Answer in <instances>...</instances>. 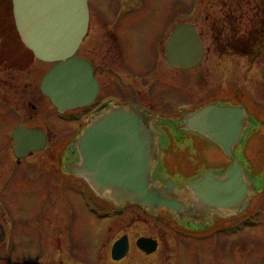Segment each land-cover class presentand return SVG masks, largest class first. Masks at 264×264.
I'll list each match as a JSON object with an SVG mask.
<instances>
[{
    "label": "rangeland",
    "instance_id": "1",
    "mask_svg": "<svg viewBox=\"0 0 264 264\" xmlns=\"http://www.w3.org/2000/svg\"><path fill=\"white\" fill-rule=\"evenodd\" d=\"M122 3L135 4L141 9V21L138 20L135 25L123 24L115 27L121 47L125 48L123 49L125 54L133 58L131 60L141 61L146 54L151 53L157 36L168 23L169 13L172 14L173 26L180 23L194 24L204 45L205 53L199 65L190 70L173 69L172 87L165 90L158 89L157 97L165 99L166 103L170 104L169 110H178L182 106L189 105L183 103L189 102H202L201 104L204 105L209 102L229 101L244 105L249 115L253 116V121L257 119L264 128V44L259 48L254 47L256 50L254 52L245 44L246 34H250L253 30H256L255 36L264 38V0H89L90 7L97 9L90 19L93 30L91 40L95 37L91 44L83 45L82 50L77 54L92 57L97 53L103 63V52L108 48L120 46L119 41L117 45L113 43L106 30L100 29L95 32L94 30L99 29L97 26L102 22L103 16L109 21L106 18L109 15L108 10L115 14ZM11 20L2 18L0 22V34L3 37L0 48V64L3 65L0 67V95L3 90L8 89L9 86L6 87V84L12 79L13 97L16 98L21 94L23 86H27L24 92L30 89L29 94L37 93L38 84L50 65L34 60L30 51L28 53L22 49ZM99 35L100 38L97 40ZM224 44L232 48L227 47L224 51ZM243 51L246 52L243 54ZM104 65L116 68L114 64L104 63ZM127 69L138 77L134 66H129ZM115 71L119 69L116 68ZM146 72L142 69L143 74ZM102 74L105 76V73ZM150 76L147 75L148 78ZM125 80L131 81L134 85L138 83L127 77ZM25 81H28V84H25ZM141 101L142 104L151 103L157 112H165L158 99L150 101L144 95ZM44 109H46L44 122L40 121L43 118L41 114L38 118L30 120L29 126H41L49 130L50 151L46 150L45 153V158H48L49 153L64 152L88 120L82 121L81 124L80 121L73 120L70 115L78 114L76 111L68 112L65 117H59L48 100ZM8 115V112H5L4 119L8 118ZM19 121L20 117H15L14 125ZM15 127H12V122H0V141L6 137L7 130L12 132ZM183 141L185 143L179 145L170 137L168 146L161 151L160 166L165 176L184 182L208 168L220 170L228 165L229 160L220 149L200 136L189 134L184 136ZM239 149L249 170L256 171L263 159L261 156L264 153V135L260 136L256 131L251 139H244ZM46 161L47 168H53L52 162ZM4 168L5 164H2L3 171L6 170ZM46 176L62 178V182H66L65 192H61V224L57 226V215L53 222L46 221L45 224H41L45 234L41 244L43 246L26 245V241L16 242L14 246L1 244L0 264H25L24 261L31 264H57V259L54 258V249L57 247L55 241H59L62 257H67L71 254L68 237L74 241L76 250L72 253L78 256L79 263L104 264L101 258L100 260L97 257L92 258L91 246L96 245L95 256L102 255L100 249L102 240L110 239L111 243L115 236L123 232H127L131 239L138 236V239L145 238L144 236L158 237L160 248L154 257H160L163 264H166L170 258L176 261L178 249L176 247L178 243H182L183 238L178 237L175 246L171 245L166 227L171 219L167 214L163 212L156 215L145 214L140 208L131 204L125 205L120 215L115 214L112 212L114 207L102 203L91 190L86 188L84 181L65 180L64 178L69 177L64 173L60 177L49 174ZM261 189L262 191L254 197L250 207L252 209L248 212L246 220L250 222H236L238 225H234L233 231L225 236L208 237L209 232L205 231L206 238H204L203 233H195V235L190 233L187 238L191 244L189 250L192 254L193 252L196 254V251L202 248L200 254L204 255L207 264H214L211 262V256L218 260L216 264H264V187ZM103 206H106L105 210H108L109 214L102 215L104 217L102 221L97 213H100L101 208L104 209ZM65 211L67 215L73 211V220L70 222L65 217ZM102 222L109 224L110 231L109 235L106 236L105 233L101 239L100 236L95 237V233ZM57 232H60V238ZM201 238L207 241L200 244ZM153 261L155 259L152 256L145 258L135 251L130 253L121 264H153ZM109 264L113 263L109 262ZM184 264L204 263L193 262L192 257L189 256Z\"/></svg>",
    "mask_w": 264,
    "mask_h": 264
},
{
    "label": "water",
    "instance_id": "2",
    "mask_svg": "<svg viewBox=\"0 0 264 264\" xmlns=\"http://www.w3.org/2000/svg\"><path fill=\"white\" fill-rule=\"evenodd\" d=\"M12 10L23 45L36 59L53 64L41 78V93L60 114L91 105L97 82L91 65L75 55L88 30V0H12ZM166 53L168 65L177 69L199 65L205 49L195 25H176ZM252 122L243 106L217 102L186 115L178 129L215 143L231 164L222 173L208 169L179 185L156 178L163 141L155 125L162 120L133 103H106L72 140L78 160L65 170L113 207L137 205L148 214L164 212L179 222L199 225L215 214H241L248 206L255 188L232 151ZM11 137L17 157L41 150L47 142L45 131L25 126L16 127ZM137 246L151 253L156 241L140 238ZM126 251L123 237L113 244L111 255L118 260Z\"/></svg>",
    "mask_w": 264,
    "mask_h": 264
},
{
    "label": "flooded vegetation",
    "instance_id": "3",
    "mask_svg": "<svg viewBox=\"0 0 264 264\" xmlns=\"http://www.w3.org/2000/svg\"><path fill=\"white\" fill-rule=\"evenodd\" d=\"M98 7L100 5H97ZM120 9L116 10L115 14L108 10L109 15L106 17L109 19L106 20L103 16L102 22L100 23L99 29H95V31L104 29L108 34L109 38L112 39L113 43L117 45L119 41V47L116 48H108L105 52H103V63H101L98 54L95 53L94 56H82L76 53L77 57H81L85 59L92 67L93 76L97 82L98 91L95 96L94 103L90 106L74 109L78 114L73 116V119L76 121L88 120L91 118L95 113L98 107L104 103H113V104H128L133 103L136 104L146 110H148L152 115H155L159 119L162 120V123L155 125V128L161 132L162 138V147L161 151L168 146L170 137L173 138L177 142V144L182 145L185 143L183 141L184 136L186 135H195L200 136L195 132H184L180 128L179 124L185 118L186 115L190 114L192 111L197 109L198 107L202 106V102H195V103H183L189 104L188 106H182L178 110H169L165 99L158 98V89L165 90L172 87L173 80H172V70L177 69L173 66H169L167 53H166V45L167 42L173 33L175 26H173L172 21V14L169 13L167 15L168 23L163 26L164 28L160 31L159 35L157 36V40L155 45L153 46L151 53H148L144 56L141 61L131 60L133 59L131 56H128L124 53V47H121V41L118 37L119 35L116 32L115 27L117 25L121 26L123 24H131L135 25V22L138 20L141 21V9L138 5L135 4H126L122 3L120 5ZM88 8H89V25L88 30L86 33L85 38L83 39L82 43L80 44L78 51L82 50L83 45L91 44V35L93 34V30H91L90 26V19L93 18L95 11L97 10L95 7H90L89 0H88ZM172 10V9H171ZM2 18L6 20H11L14 24V16L12 10V0H0V22ZM15 27V24H14ZM16 30V28H15ZM264 31V30H263ZM256 32V30H253ZM17 33V31H16ZM18 35V33H17ZM264 36V35H263ZM1 43L0 48L3 43V37L0 34ZM100 38V35L97 37V40ZM20 40V38H19ZM22 49L29 51L25 46L22 44L20 40ZM29 53V52H28ZM148 56V58H147ZM34 60H37L33 56ZM106 63L114 64L119 71H115L114 68L104 65ZM51 66V64H49ZM3 65L0 64V67ZM134 66L136 68L137 73H135L138 77L134 76V72L128 71L127 67ZM142 69L146 70L145 74L142 73ZM149 71H148V70ZM181 70V69H178ZM105 73V76L102 74ZM110 74V75H109ZM151 75L150 78L147 75ZM103 75V77H102ZM126 77L128 79H133L138 81L135 85L130 81L126 82ZM101 78V79H100ZM116 81L114 82L113 79ZM155 78V79H154ZM9 84H6L8 87L7 90H3L2 95H0V122L10 123L12 122V127L18 126H25L27 128L33 129H41L44 130L47 136V142L45 146L38 151H32L27 153L26 156L17 157L14 154L13 149V138L11 137V130L5 133L6 137L2 141H0V245L5 244L6 246H14L16 242L26 241V245L31 244L33 246H43L44 240V232L41 229V224H45L46 221L53 222L57 215V226L61 224V192H65V183L62 182V178H49L46 174L50 176L53 175L55 177H60L64 173L66 177L65 180L77 181L81 180L76 178L66 172V165H70V163L75 162L78 160V156L75 151L71 148V144H68L66 150L58 151L56 153H49L48 158H45L46 150L50 151V133L48 129H44L41 126L30 127V120L38 118L41 114L43 118H41V122L43 123L45 120V111L44 109L46 100L48 98L44 96L40 91V82L38 84L37 93L29 94L30 89L24 92L27 89V86L22 87L21 94L17 95L16 98L13 97L14 92V84L13 80ZM145 82V83H144ZM28 84V81L24 82ZM2 86V85H1ZM25 94H28L27 96ZM149 99L150 101H154L158 99L160 103L163 105L165 112H157L153 106L150 104H142L141 97ZM216 100V99H214ZM49 101V100H48ZM50 102V101H49ZM213 103V102H209ZM222 105H241V104H233L227 101H219ZM191 104V105H190ZM208 104V103H207ZM43 105V106H42ZM205 105V104H204ZM244 107V105H241ZM53 107V105H52ZM54 108V107H53ZM161 108V107H159ZM245 108V107H244ZM55 110V108H54ZM246 110V108H245ZM56 111V110H55ZM8 112V118L4 119V113ZM247 115L249 113L246 110ZM251 116V115H249ZM20 117V121L14 125V118ZM12 118V119H11ZM253 119V116H251ZM11 119V121H7ZM256 119V118H255ZM27 120V122H25ZM252 125L249 127L247 131L244 132L241 140L233 146L232 156L235 160H237L245 173V178H249L252 183L255 185V191L251 193V197L248 201V206L241 212V214H226V215H218L215 214L211 217L210 221L205 223L195 225V224H187L177 221L173 217H169L171 220L169 223L166 224L168 228V237H170V243L172 246H175V242L177 241L178 237L183 238L182 243L177 244V257L176 261L172 258L167 260L166 264H184L185 259L189 256L192 257L193 262L198 261L199 263L207 264V260L205 259L204 255H201L200 252L203 251L202 248H199L196 251V254L189 250L190 242L187 236L190 233H204L205 231L209 232L208 237H215V236H225L227 233L233 231V226L236 225V222L243 223L244 219L246 220L248 212L251 211L252 208V201L256 195H258L262 191V187H264V153L261 157H263L261 165L253 172V170H249L248 166L245 164V160L243 158V154L239 147L242 145L244 139H251L253 133L258 131L260 136L264 135V128L261 122L253 121ZM15 127V128H16ZM14 128V129H15ZM13 129V128H12ZM170 136V137H169ZM202 139L207 140L206 138L200 136ZM2 142V143H1ZM213 143V142H211ZM216 145L215 143H213ZM217 148L220 149L218 145ZM221 151V149H220ZM222 152V151H221ZM223 153V152H222ZM224 154V153H223ZM36 156V158H34ZM228 158L227 156H225ZM50 160L52 162L53 168H47V161ZM229 163L225 168L220 170L212 171L216 174L224 172V170L231 164V158H228ZM2 164H5V171L2 169ZM54 164V165H53ZM211 169V168H208ZM208 169L204 172L188 179L187 181L195 180L200 175L205 173ZM167 177V178H166ZM156 178L160 179L162 182L167 180H173L176 183H183L179 182L178 180L172 179L169 176H165L161 169L157 171ZM184 181V182H187ZM100 200V199H99ZM102 201V200H101ZM102 203L109 205V203L102 201ZM100 209V213H102L106 208L103 206ZM124 208V207H123ZM124 210H122L123 212ZM112 212L117 214L114 209ZM100 213H97L98 215ZM164 213V212H163ZM66 218L70 222L73 220V211L67 215L66 211ZM95 213V215H97ZM119 214V213H118ZM158 214V213H157ZM101 216V220H104V217ZM120 215V214H119ZM239 215V216H237ZM98 217V216H97ZM53 218V220H52ZM174 219V220H172ZM248 223V221H246ZM238 225V224H237ZM239 229V228H238ZM110 227L107 223H101V227L97 229L95 233V237L100 236L101 239L109 235ZM225 232V233H224ZM58 238H60V232H57ZM8 235V238H7ZM126 237L127 243V251L126 254L121 259H113L111 255L112 245L118 239ZM150 237L156 241V249L152 253H146L145 251L141 250L137 246V239H131L127 232H123L114 239H112L110 243V239H103L101 244V253L102 255H94V248L95 244L91 246V253L92 258L97 257L98 259L101 258L104 264H121L130 253L138 251L140 254L143 255L145 258H149L152 256L155 261L153 264H161L162 259L160 257H154L155 253L160 248L159 238L156 236H144ZM206 238V236L204 237ZM201 238L199 242L200 244H204L205 240ZM69 248H70V255L67 257H62V249L60 248L59 241L56 240L55 243L57 247L54 249V258L57 259V264H81L78 262V256L75 253V244L74 241L68 237ZM186 239V240H184ZM96 240V239H95ZM22 243V242H21ZM19 243V244H21ZM110 244V245H108ZM209 247V246H208ZM34 249V248H33ZM74 252V253H72ZM42 257V256H41ZM38 258L40 256L38 254ZM158 258V259H157ZM100 260V259H99ZM211 262L216 264L218 260L215 257L211 256ZM25 264H31L28 261H24ZM44 264V263H43ZM163 264V263H162Z\"/></svg>",
    "mask_w": 264,
    "mask_h": 264
},
{
    "label": "trees",
    "instance_id": "4",
    "mask_svg": "<svg viewBox=\"0 0 264 264\" xmlns=\"http://www.w3.org/2000/svg\"><path fill=\"white\" fill-rule=\"evenodd\" d=\"M254 33L255 32H251L250 34H246L247 35V38L245 39V44L248 46V47H250L251 48V50L254 52V51H256L255 50V48L254 47H260V46H262L263 44H264V38L263 37H257V36H255L254 35ZM258 39H256V38ZM223 46V45H222ZM224 51H225V49H227V47H229V48H232L231 46H229L228 44H224ZM253 47V48H252ZM257 48V49H258ZM246 51H243L242 53L244 54Z\"/></svg>",
    "mask_w": 264,
    "mask_h": 264
},
{
    "label": "bare ground",
    "instance_id": "5",
    "mask_svg": "<svg viewBox=\"0 0 264 264\" xmlns=\"http://www.w3.org/2000/svg\"><path fill=\"white\" fill-rule=\"evenodd\" d=\"M80 133V132H79ZM160 156H161V152H160ZM254 185V184H253ZM255 188V185L253 186Z\"/></svg>",
    "mask_w": 264,
    "mask_h": 264
}]
</instances>
